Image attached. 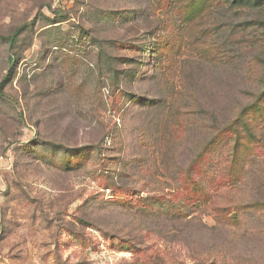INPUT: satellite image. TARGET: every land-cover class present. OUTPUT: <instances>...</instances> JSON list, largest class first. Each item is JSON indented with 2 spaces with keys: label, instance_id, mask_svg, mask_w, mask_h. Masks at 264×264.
<instances>
[{
  "label": "rangeland",
  "instance_id": "obj_1",
  "mask_svg": "<svg viewBox=\"0 0 264 264\" xmlns=\"http://www.w3.org/2000/svg\"><path fill=\"white\" fill-rule=\"evenodd\" d=\"M244 1L0 0V264H264Z\"/></svg>",
  "mask_w": 264,
  "mask_h": 264
},
{
  "label": "trees",
  "instance_id": "obj_2",
  "mask_svg": "<svg viewBox=\"0 0 264 264\" xmlns=\"http://www.w3.org/2000/svg\"><path fill=\"white\" fill-rule=\"evenodd\" d=\"M236 2L237 6L239 7H244L247 3L244 0H233ZM257 2H259L260 0H256ZM245 3V4H244ZM27 25L24 24L23 26H21L20 28H18L13 34L8 35L6 37H3L5 40L8 41L9 43V47L10 50H12V48H14L16 42H17V36L20 34V32L26 27ZM15 61V55L11 53L10 57H9V63L13 64Z\"/></svg>",
  "mask_w": 264,
  "mask_h": 264
}]
</instances>
